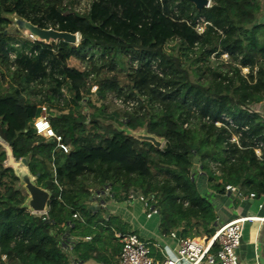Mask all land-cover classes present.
I'll return each instance as SVG.
<instances>
[{"label":"trees","instance_id":"trees-1","mask_svg":"<svg viewBox=\"0 0 264 264\" xmlns=\"http://www.w3.org/2000/svg\"><path fill=\"white\" fill-rule=\"evenodd\" d=\"M210 2L197 12L180 0H0V264H71L62 224L80 240L78 261L110 264L102 247L120 250L114 232L129 235L90 209L104 185L116 203L128 191L156 199L160 235L181 239L213 236L207 191L239 188L236 205L264 198L261 3ZM3 15L78 41L37 43ZM42 107L59 142L34 133ZM139 131L162 150L131 135ZM21 161L49 195L44 220L25 207L13 169Z\"/></svg>","mask_w":264,"mask_h":264},{"label":"built area","instance_id":"built-area-1","mask_svg":"<svg viewBox=\"0 0 264 264\" xmlns=\"http://www.w3.org/2000/svg\"><path fill=\"white\" fill-rule=\"evenodd\" d=\"M211 3V2H210ZM210 7V5H209ZM198 32H202V28H198ZM35 40V39H34ZM213 43L217 45V40H213ZM70 88L69 86H65ZM64 87V88H65ZM70 90V89H69ZM96 88L91 89V93H95ZM65 92V90H64ZM264 104H262V107ZM45 112V109H43ZM33 129L36 136H42L45 138H54L56 141H60L57 138L50 127V124L46 117H38L33 122ZM163 144L159 147L161 150ZM64 153H68V148L60 146ZM226 195L239 196V188L226 187ZM139 198L147 209L148 214L158 216L156 207L157 201L154 198L143 199L133 191H128L124 194L123 201L116 203L113 194L110 191L108 185H104L101 189L91 193L89 199V207L94 212L98 210L104 211L105 218L114 217V212L108 209L111 206L128 208L132 205V202ZM248 202L257 201L254 195H249L247 198L242 199ZM258 209L261 210L262 206L259 205ZM74 220H78L76 216ZM264 223V218H257L253 216H237L233 220L216 225V230L211 238L205 237H192L181 239L177 233L172 234L171 237L176 242V249L172 257H165L161 261H156L150 255L149 244L135 233L130 234L122 241V247L120 253L115 262L110 264H241L238 252L241 249V241L243 228L246 224ZM61 229H65L66 232L61 239V249L71 259V264H79L74 256V246L78 243L79 239L68 238V230L70 224H62ZM114 236L119 238L120 236L114 232ZM90 239L87 238V241ZM213 248L215 252L213 253ZM8 259L2 257V264H7Z\"/></svg>","mask_w":264,"mask_h":264},{"label":"crops","instance_id":"crops-1","mask_svg":"<svg viewBox=\"0 0 264 264\" xmlns=\"http://www.w3.org/2000/svg\"><path fill=\"white\" fill-rule=\"evenodd\" d=\"M260 3L261 13L259 16V22L264 23V0H260ZM43 109L44 107H42V110ZM23 172L27 173L25 168ZM203 184L205 186V183ZM206 194L209 195L210 198H212L211 202L218 216V225L225 224L233 220L237 216L245 215L257 218H264V198L257 199V201L253 202L240 200L239 204L236 205L234 202L237 197H235L234 195L229 196L225 194L223 196H214L210 191H207ZM259 205L262 206L261 210L258 209ZM108 209L114 212V217L119 218L122 223L127 225V235L135 233L149 244L150 255L156 261H161L165 257H172L174 255V250L176 249L175 240L171 236L164 237L160 235L159 216H150L147 212V209L139 200V198H136L132 202V205L128 208H124L122 206H111ZM116 233L120 236L118 232ZM92 237L89 238V242L92 240ZM115 239L122 242L120 237H115ZM263 239L264 223H255L253 225L246 224L244 226L242 234V242L244 243V245L238 254L241 264H264V254L262 245ZM116 245L117 242L112 241L110 244L104 245L102 247V250L105 249L106 252L101 253L110 263L115 262L120 253V250H115ZM114 258L116 259L112 260ZM79 264L103 263L91 259L87 261H81Z\"/></svg>","mask_w":264,"mask_h":264},{"label":"water","instance_id":"water-1","mask_svg":"<svg viewBox=\"0 0 264 264\" xmlns=\"http://www.w3.org/2000/svg\"><path fill=\"white\" fill-rule=\"evenodd\" d=\"M180 2H188L189 4H191L194 7V9L197 12H201L203 9L209 8V5H210V0H180ZM8 17L18 18L16 15H3L4 19L9 20ZM18 20H19V24H20L21 29L24 30V32H27V34H29L28 35L29 37L36 38L37 42H40L42 44L44 43V45L48 44L49 42L50 43H57L58 41L67 42L69 44H76L78 41L77 36L66 34V33H58V32H55L53 30H42L36 26L31 25L30 23H27V22L19 19V18H18ZM13 33L23 35V33L20 31L13 32ZM59 59H60V56H59ZM254 108L257 111H259L260 109H262V104H259V105L255 106ZM131 135L134 136L136 139L143 141V142H148V143L156 146L157 148H159L162 145L161 141L158 142V140L156 138L146 135L145 132L143 133V136H137L136 133H132ZM21 166L23 167L22 168V171H23L24 166H25L24 161H21L19 163H14L13 164L14 171ZM15 167H17V168H15ZM25 174H27V176H29L28 173H25ZM30 197H31V200L33 201V210L35 212H39V213L40 212L46 213L47 204L49 202L48 193L45 192L44 190H41V189L35 187V185H34V187H31ZM262 245H263V254H264V239H263Z\"/></svg>","mask_w":264,"mask_h":264},{"label":"rangeland","instance_id":"rangeland-1","mask_svg":"<svg viewBox=\"0 0 264 264\" xmlns=\"http://www.w3.org/2000/svg\"><path fill=\"white\" fill-rule=\"evenodd\" d=\"M210 5H211V3H210ZM8 19L10 20V22H11V24H10V27H9V30L11 31V32H17V31H20V32H22L23 33V35H25V36H28L29 34H24V30H22L21 29V27H20V24H19V20H18V18H16V17H8ZM29 37V36H28ZM33 40H34V38H32ZM0 41H1V38H0ZM35 42H37L36 41V39L34 40ZM37 43H40V42H37ZM42 44V43H41ZM51 43L49 42L48 44H46V45H50ZM43 45H44V43H43ZM2 51H3V49H1V44H0V56H2L3 54H2ZM80 85V83L78 82V83H76V86L77 87H80L79 86ZM64 90H65V93L66 94H68V91H69V89L68 88H64ZM71 95V94H70ZM71 96H73V95H71ZM79 97H80V102L81 103H83V101H84V98H83V96H82V94L80 93V95H79ZM262 114L264 115V112H262ZM38 117H46V114H45V112L41 109V112H40V114L38 115ZM37 117V118H38ZM84 117V115L82 114V118ZM81 118V117H80ZM81 118V119H82ZM143 133H144V131H139V132H137L136 133V135L137 136H143ZM158 140V139H157ZM158 142H160V140H158ZM161 143H163L162 141H161ZM154 146V145H153ZM15 168H17V167H15ZM22 166L21 167H19L18 169H16L15 170V173H16V175H18V177H19V179H20V184H21V187H22V190H23V193H24V195H25V197H26V199H25V207H26V209H27V211L34 217V218H37V219H40V220H44L45 219V217H46V213H43V214H40V215H37V214H35V212H34V210H33V201L31 200V197H30V191H31V187H34V182H33V178L32 177H30V176H27V174H25L23 171H22ZM47 210V209H46ZM241 249H242V247H243V245H244V243L241 241ZM240 249V250H241ZM238 254H239V252H238Z\"/></svg>","mask_w":264,"mask_h":264},{"label":"bare ground","instance_id":"bare-ground-1","mask_svg":"<svg viewBox=\"0 0 264 264\" xmlns=\"http://www.w3.org/2000/svg\"><path fill=\"white\" fill-rule=\"evenodd\" d=\"M26 35H27V32H24ZM34 39H36V38H34ZM37 40V39H36ZM35 212V211H34ZM35 214H37V215H40V214H43V213H39V212H35Z\"/></svg>","mask_w":264,"mask_h":264}]
</instances>
